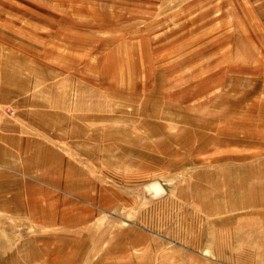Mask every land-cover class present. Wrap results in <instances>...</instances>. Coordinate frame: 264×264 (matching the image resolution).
<instances>
[{"label": "rangeland", "instance_id": "rangeland-1", "mask_svg": "<svg viewBox=\"0 0 264 264\" xmlns=\"http://www.w3.org/2000/svg\"><path fill=\"white\" fill-rule=\"evenodd\" d=\"M257 1L0 0L5 112L49 147L0 189V264H264Z\"/></svg>", "mask_w": 264, "mask_h": 264}, {"label": "crops", "instance_id": "crops-1", "mask_svg": "<svg viewBox=\"0 0 264 264\" xmlns=\"http://www.w3.org/2000/svg\"><path fill=\"white\" fill-rule=\"evenodd\" d=\"M258 1L257 6L262 8L264 1ZM2 46L5 45L0 44V167H4L2 169L4 171H0V189H8L10 174L13 172L30 174L32 170L25 165L26 162H32L31 160L38 158L35 154L47 151L49 147L44 144L42 137L33 139L31 118L15 117L14 113L5 112L7 109L13 111L28 110L32 109L33 105L31 101L23 99L22 95L25 92L24 89L21 91V88L25 85H22L20 81L18 82L9 72V67L12 66H8L10 59L14 58L15 62V58L19 56H17L14 49L9 47L7 49ZM14 68L16 69V66ZM37 163L41 166H47L45 158L43 161L40 158L38 162L34 161V164Z\"/></svg>", "mask_w": 264, "mask_h": 264}]
</instances>
